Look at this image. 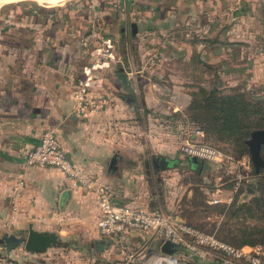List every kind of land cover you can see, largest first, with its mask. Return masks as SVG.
Listing matches in <instances>:
<instances>
[{
	"label": "rangeland",
	"instance_id": "1",
	"mask_svg": "<svg viewBox=\"0 0 264 264\" xmlns=\"http://www.w3.org/2000/svg\"><path fill=\"white\" fill-rule=\"evenodd\" d=\"M23 1L32 5L28 7L47 9L74 0ZM164 13L160 27L151 33L131 35L124 19L121 33L106 35L120 53V63L114 66L130 72L134 80L118 89L129 113L114 119L111 126L117 138L138 144L141 193L148 207L176 216L230 246H244V241L246 246L264 247L263 207L253 212L242 207L264 196V145L258 153L263 164L255 168L245 144L251 131L264 130V0H183L179 8ZM10 16L9 7L1 9L0 27L8 24ZM128 57L134 64L131 68L125 61ZM150 58L153 65L147 63ZM126 96L131 100L126 101ZM227 96L230 99L225 101ZM240 99L247 103V113H241ZM232 108L240 124H246L239 136L218 132L222 117ZM198 142L219 151L221 160L203 161L182 150L184 144ZM158 156L171 160V167L153 168L150 159ZM97 239L82 242L56 235L53 246L24 264H142L156 250L154 243L136 244L130 239L121 244L105 242L107 246L97 250ZM121 246L124 253L118 250ZM5 248L0 245V256L8 263ZM18 250H23L22 243ZM178 253L173 248L176 258L200 264Z\"/></svg>",
	"mask_w": 264,
	"mask_h": 264
},
{
	"label": "crops",
	"instance_id": "2",
	"mask_svg": "<svg viewBox=\"0 0 264 264\" xmlns=\"http://www.w3.org/2000/svg\"><path fill=\"white\" fill-rule=\"evenodd\" d=\"M182 2L74 0L56 6L50 15H35L27 21L11 15L8 24L0 27V245L8 247L5 259L11 260L5 263L1 255L0 264H24L39 254L18 250L28 224L36 231L74 236L82 242L98 238L93 229L99 213L94 196L56 168L24 164L26 150L37 142L45 127L55 130L66 155L106 185L114 200L147 206V198L141 193L142 174L138 170L143 163L138 144L120 140L111 126L114 119L129 113L117 93L134 80L124 70L129 83L122 85L115 77L118 67L114 58H120V53L111 38L113 59L103 68L88 70L92 57L79 46L78 35L97 24L110 27L114 36L123 31L120 21L124 19L135 28L133 34L151 33L160 27L164 12L179 8ZM182 12L187 14L188 8ZM114 20L115 27L111 23ZM9 33L13 35L11 43L4 38ZM24 33L31 37L28 46L17 44ZM125 61L128 68L134 66L130 57ZM85 72H91L89 95L107 97L110 105L80 114L73 109L72 90L75 79ZM162 158L168 160L164 169L171 167L172 161ZM18 179L22 186L15 195L13 187ZM129 239L141 242L137 232H132L126 242Z\"/></svg>",
	"mask_w": 264,
	"mask_h": 264
},
{
	"label": "built area",
	"instance_id": "3",
	"mask_svg": "<svg viewBox=\"0 0 264 264\" xmlns=\"http://www.w3.org/2000/svg\"><path fill=\"white\" fill-rule=\"evenodd\" d=\"M78 43L92 57L88 70L103 68L108 60L113 59L110 39L95 25L78 36ZM114 62L120 63V58H114ZM147 63L153 65L154 60L150 58ZM90 79L91 72H85L74 81L72 101L77 113L96 112L110 105L107 97L89 95L87 84ZM182 150L203 161H219L223 157L219 151L200 142L186 143ZM24 164L56 168L66 178L92 194L99 211L94 223L98 238L121 244L132 232H137L141 242L154 243L156 250L151 251L142 264H187L172 253H162L160 246L164 241H168L182 258L190 256L200 264H241L243 260L250 264H264V247L260 245L233 247L213 234L195 228L158 208L117 202L106 185L100 183L93 174L84 172L66 155L52 127L41 130L37 142L26 150ZM21 186L22 180L18 179L13 187L15 195ZM125 249L121 246L118 250L124 253ZM127 257L130 258L131 254Z\"/></svg>",
	"mask_w": 264,
	"mask_h": 264
},
{
	"label": "trees",
	"instance_id": "4",
	"mask_svg": "<svg viewBox=\"0 0 264 264\" xmlns=\"http://www.w3.org/2000/svg\"><path fill=\"white\" fill-rule=\"evenodd\" d=\"M28 6H32L30 5V3H26L23 0L22 1H18V2H12V3H8L5 4V6H3L1 9L9 7L10 8V15L17 17V18H22L23 20H29L32 16L38 15H50L52 12L55 11L56 7H50V8H39L38 6H34L33 7H28ZM116 24V20H114V26ZM97 28H99L102 33L106 36L107 34H110L109 32H111L110 27H106V26H97V24L95 25ZM119 27V25H118ZM85 30H82L81 33H83ZM80 33V34H81ZM79 34V35H80ZM5 35V40L6 39H10V43H11V37H13L12 34H4ZM78 35V36H79ZM30 36L28 33H24L23 36L18 37V42L17 44L20 46H28L29 42H30ZM230 98L227 96L226 100H229ZM239 103H242L243 105L240 107V111L241 113H247L250 109L248 108V106H246L247 103H245V101H243V99H240ZM241 119L239 116L236 115V109L232 108L229 109L228 113L225 114L222 117V122H221V126L220 128H218V132L220 134L226 133L224 135L227 136H235L238 134H243L244 132L242 131V128L245 127L246 124H240ZM239 136V135H238ZM243 210L248 211V212H253L254 209H256L257 211H259L258 209L263 207L262 210H260L261 212L264 209V196H259V198L255 197L252 200V203H243L242 204ZM255 210V211H256ZM191 225V224H190ZM193 226V225H192ZM194 227V226H193ZM196 228V227H195ZM261 234V239L264 241V228L263 230L260 231ZM241 245H245L247 244V242H241Z\"/></svg>",
	"mask_w": 264,
	"mask_h": 264
},
{
	"label": "water",
	"instance_id": "5",
	"mask_svg": "<svg viewBox=\"0 0 264 264\" xmlns=\"http://www.w3.org/2000/svg\"><path fill=\"white\" fill-rule=\"evenodd\" d=\"M135 32V28H130V33L133 34ZM115 77L122 85H126L129 83V79L126 78L125 73L121 67L117 68L115 73ZM126 101L131 100L129 96L125 97ZM247 146V151L249 154V158L255 168L258 166H262V160L259 157V148L261 145H264V130L256 129L249 133L248 139L245 141ZM159 169H164L167 167V160L165 158L160 159ZM207 165V164H203ZM155 168V164H154ZM246 190H249L246 188ZM56 241V235L53 232L48 231H36L34 230L30 224L27 225L26 236L22 242L23 249L28 252L42 253L49 246H53ZM95 247L97 250L105 248L107 244L103 239H97L94 241ZM160 251L162 253L171 254L173 252V247L168 241H164L160 246Z\"/></svg>",
	"mask_w": 264,
	"mask_h": 264
},
{
	"label": "flooded vegetation",
	"instance_id": "6",
	"mask_svg": "<svg viewBox=\"0 0 264 264\" xmlns=\"http://www.w3.org/2000/svg\"><path fill=\"white\" fill-rule=\"evenodd\" d=\"M161 158H162L161 156L151 158L150 159L151 166L154 168V164H155V168H159L160 164H163V163H160ZM167 163H168V160H167Z\"/></svg>",
	"mask_w": 264,
	"mask_h": 264
},
{
	"label": "bare ground",
	"instance_id": "7",
	"mask_svg": "<svg viewBox=\"0 0 264 264\" xmlns=\"http://www.w3.org/2000/svg\"><path fill=\"white\" fill-rule=\"evenodd\" d=\"M17 1H20V0H0V6L1 5H4V4H8V3H12V2H17ZM56 1V0H55ZM174 264H182V263H174Z\"/></svg>",
	"mask_w": 264,
	"mask_h": 264
}]
</instances>
